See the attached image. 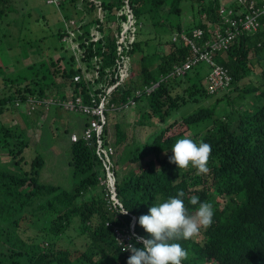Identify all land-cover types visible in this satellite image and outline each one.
Returning a JSON list of instances; mask_svg holds the SVG:
<instances>
[{"label":"trees","instance_id":"trees-1","mask_svg":"<svg viewBox=\"0 0 264 264\" xmlns=\"http://www.w3.org/2000/svg\"><path fill=\"white\" fill-rule=\"evenodd\" d=\"M192 1L199 6V17L186 26L177 23L175 29L188 32L199 27L208 32L219 20V0ZM181 2L60 0L58 6L49 4L71 15L81 12L80 33L75 37L79 49L75 52L69 49L67 58L61 55L34 62L27 66L26 74L5 72L7 61L0 56V114L15 108V100L25 101L28 97L64 98L71 93V97L81 95L84 103H90V93L113 102L133 98L136 89L156 82L160 75L167 74L174 64L191 54L188 45L172 39L162 42L158 29L150 32L145 28L146 23L165 25L166 14L180 16ZM15 11L11 0H0V27L3 24L9 27L15 18L9 15ZM129 15L132 23L126 40L130 43L122 45L120 52L117 42ZM259 22L262 24L258 31L240 35L229 49L215 56L232 77L229 90L208 93L205 76L194 71L195 66L184 76L161 82L150 95L136 98L133 112L140 117L138 123L144 125L146 119L152 118L160 129L143 143L132 141L128 159L131 167L126 174L118 175L116 161L111 165L114 175L111 187L122 208L129 210L127 215L119 213L118 205L111 206L109 185L99 183L104 166L93 146L82 139L69 141L72 188L66 190L58 184L40 181L44 165L40 155L32 158L28 167L25 164L19 168L27 143L22 134L13 131L14 134L0 125V143L18 166L17 171L0 167V264H127L128 253L120 250L114 230L130 231L135 216L133 233L150 239L138 218L147 214L152 205L175 197L181 190L190 215L199 207V203L190 204L192 196L198 197L200 203H211L214 210L213 223L204 229L201 240L173 241L188 253L181 264H264V18ZM1 31L0 44L11 34L8 29ZM63 34L64 28L59 26L60 41ZM152 39L157 42L149 50ZM160 45L168 49L161 53L157 48ZM6 49L17 53L18 45ZM137 51L138 64L133 68L131 55ZM120 54L127 60V70L134 71L132 77L120 78L116 71ZM190 71L195 74V81L188 76ZM256 73L261 76L262 85L239 86L242 79ZM76 74H86L87 81H74ZM143 98L146 109L141 106ZM212 98L211 104L203 105ZM189 105L196 108L168 122ZM127 111L131 112V107L114 113L122 117ZM110 124L107 120L104 139ZM177 124L186 131H174ZM120 125L117 122V127ZM119 131L115 144L125 142ZM187 131L191 134L187 135ZM168 132L171 133L167 135ZM183 138L211 145L207 174L197 175L191 166L177 169L169 163L172 146ZM78 237L84 238V248L74 243ZM63 238L68 246L60 244ZM132 242L141 246L134 236Z\"/></svg>","mask_w":264,"mask_h":264},{"label":"rangeland","instance_id":"rangeland-1","mask_svg":"<svg viewBox=\"0 0 264 264\" xmlns=\"http://www.w3.org/2000/svg\"><path fill=\"white\" fill-rule=\"evenodd\" d=\"M234 1L235 0H219L220 4L223 5H231ZM11 3H14L16 13H12L9 16L12 19L15 17L14 21L10 23L9 27L5 28L4 24L0 27V37H2L1 30L8 29L11 33L10 35H6L4 41L0 44V56L4 61H7L5 63L7 68L5 72L26 74L27 66L34 62L40 60L45 61L50 57L56 59L61 57V55L65 58L69 56V49H67L65 43L60 41L57 35V29L59 26H63L64 21L68 18L72 17L74 20L78 21L81 16L80 11L77 14L71 15L68 11L63 10L62 8H56L53 5L47 4L45 0H11ZM181 5L183 9L180 16L166 14L167 23L165 25L152 26L151 24L146 23L145 28L150 32L158 29L162 42L172 39V35L179 32L175 29L177 23L186 26L191 20H197L199 17L197 12L198 4L196 2L192 0H182ZM86 16L88 17L87 14ZM6 21L9 20L6 19ZM18 21L19 25H17ZM107 33L108 32L106 31V34ZM18 38L21 39L19 43L16 40ZM151 38H153L152 35ZM156 42L155 39H152L148 49L150 50ZM13 45L14 47L18 45L17 53L16 51L13 53L11 49H6V46L12 47ZM157 48L161 53L164 48L165 50L168 49L165 45H160ZM138 56V51L131 55V64L133 65V68L138 64ZM61 63H65V60H62ZM131 71L133 70L131 69ZM194 71H198L199 74L205 76L209 71V68L202 63L201 65L196 66ZM188 76H191V80H196L195 74H191V71L188 73ZM58 81L60 80L58 79ZM251 84L256 86L262 85V79L259 73L244 78L239 82V86L241 87H247ZM220 94L221 93H219V95ZM55 95H58V93ZM213 98L205 101L203 105L211 104ZM143 100L144 103L141 104V106L143 109H146L147 102L144 98ZM246 101H249V99ZM133 107H131V112L127 111L124 113L125 116L128 117H125L124 115H122V117L121 115L116 116L115 113L108 114V123L111 124L107 130V138L114 147L115 154L113 159L116 161L115 169L119 176L126 174L131 167L128 159L130 158L132 147L134 145L132 141L143 143L151 139L160 129L155 126L154 122H152L154 121L152 118V120L146 119L144 125L139 124L138 119H140V117L137 113L133 112ZM195 108L196 107H193V105L183 107L180 112L174 114L168 122L178 118L181 114L185 115L191 113ZM83 117L86 122V117L84 115L76 111L66 110L58 105L51 106L47 110L38 107L30 114L27 113L24 106H21L18 108L11 107L0 114V125L10 129L12 132L14 131L16 134H22V138L27 143L21 154L22 162L20 163L19 168L25 164L27 165L26 167H28L31 159L40 155L44 159V165L40 170L39 175L40 181L50 184H58L61 188L69 190L72 188L70 175L71 169L68 164L70 158L69 136L72 132L80 133L82 131L85 123L81 125L79 121L83 119ZM119 119L122 121H119ZM117 122L121 123L118 127ZM120 129L121 131H119ZM178 130L186 131L184 126L180 127L179 124H177L174 127V131ZM118 131L124 135L125 142L122 144H115L116 140L114 141V135H117L116 132ZM169 133L171 132H168L167 135ZM186 133H188L187 135L191 134L188 131ZM0 135L2 136L1 131ZM9 139L11 140L10 137ZM132 165L137 166V164L134 163ZM0 167L10 171L18 170V166L15 165L14 159L2 143H0ZM35 231L36 230L34 229L32 233ZM203 231L204 229H201L199 234L193 237V239L201 240L203 237ZM59 242L64 247L68 246L64 238ZM74 243L77 247L84 248V238L78 237ZM212 264L217 263L212 262Z\"/></svg>","mask_w":264,"mask_h":264},{"label":"built area","instance_id":"built-area-1","mask_svg":"<svg viewBox=\"0 0 264 264\" xmlns=\"http://www.w3.org/2000/svg\"><path fill=\"white\" fill-rule=\"evenodd\" d=\"M47 4L58 6L60 0H46ZM219 20L213 25L208 32L202 28H194L191 31L182 30L172 35L173 42H180L189 46L191 54L182 62L173 65L171 70L160 75L156 82L146 85L143 88L136 89L133 98L128 97L125 101L113 102L102 98L101 100L93 93H90V103H84L81 95L71 97V94L64 98L47 96V97H28L25 101L19 99L14 101L16 108L24 106L27 113L41 107L45 110L52 105H58L69 111H76L86 117V122L82 131L71 133L69 138L71 142L82 139L86 145L93 146L98 157L102 160L104 166V174L99 176L100 185L107 184V188L112 192L111 206L122 205L116 198L114 188L111 185L114 182V175L111 171V165L114 164V147L109 139H104V126L106 124L108 114L114 112H122L136 104V98L146 97L154 91L161 82L184 76L193 67L204 63L208 66L209 71L205 75L206 90L210 94L230 89L232 77L229 70L215 60V56L224 53L229 46L242 34L250 35L258 31L261 24L260 19L264 18V0L256 2V0H235L231 5L219 4L218 7ZM129 21L120 33L117 44L119 51H122V45H128L130 41L126 40L127 30L131 26V15ZM64 34L61 41L67 45V49L76 51L79 49V42L75 39L76 33H80L79 23L74 18L69 19L63 24ZM122 54L116 59V71L120 74V78L124 76L132 77L133 72L127 70V60ZM89 77V76H88ZM74 81L86 80L87 75L76 74ZM68 91H72L67 87ZM108 137V135H107ZM117 245L126 246L132 244L133 221L130 224V231L115 229ZM122 242V244L120 242ZM134 246V245H133ZM131 255L128 251H123Z\"/></svg>","mask_w":264,"mask_h":264},{"label":"clouds","instance_id":"clouds-1","mask_svg":"<svg viewBox=\"0 0 264 264\" xmlns=\"http://www.w3.org/2000/svg\"><path fill=\"white\" fill-rule=\"evenodd\" d=\"M171 152L169 163L175 164L177 169H187L191 166L197 170V175L209 172L207 165L211 154L210 144L183 138L176 141ZM184 195L182 190L178 191L175 197L152 205L147 214L138 218L139 225L151 238L133 234L141 246L128 244L121 247V251L131 253L127 264H181L188 258L186 250L173 241L189 240L197 236L201 229H207L213 223L214 210L211 203H200L198 197L192 196L190 204L199 203V207L194 215H190L182 199ZM128 211L121 208L119 213L127 215Z\"/></svg>","mask_w":264,"mask_h":264},{"label":"crops","instance_id":"crops-1","mask_svg":"<svg viewBox=\"0 0 264 264\" xmlns=\"http://www.w3.org/2000/svg\"><path fill=\"white\" fill-rule=\"evenodd\" d=\"M144 102L143 101H141V104H143ZM131 116V115H130ZM79 123H81V125H83L84 123H85V120H84V117H83V119H81L80 121H79ZM72 133H74V132H72ZM71 134V133H70ZM114 141L116 140V136L114 135Z\"/></svg>","mask_w":264,"mask_h":264},{"label":"water","instance_id":"water-1","mask_svg":"<svg viewBox=\"0 0 264 264\" xmlns=\"http://www.w3.org/2000/svg\"><path fill=\"white\" fill-rule=\"evenodd\" d=\"M135 220H136V217L134 216V218H133V222H135Z\"/></svg>","mask_w":264,"mask_h":264}]
</instances>
